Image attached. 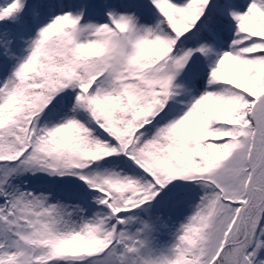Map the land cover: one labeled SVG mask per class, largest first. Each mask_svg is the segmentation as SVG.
Returning <instances> with one entry per match:
<instances>
[{
	"label": "rangeland",
	"instance_id": "1",
	"mask_svg": "<svg viewBox=\"0 0 264 264\" xmlns=\"http://www.w3.org/2000/svg\"><path fill=\"white\" fill-rule=\"evenodd\" d=\"M205 1L209 3L203 10L199 5ZM215 1L77 0L72 3L71 0H51L46 7H43L46 1L38 4L42 20L35 35L31 36L35 53L55 54L64 60L71 58L72 50L83 52V55L75 54L73 59L77 64L67 71L56 69L53 77H47L45 66H41L39 75L44 76L47 88L42 105L31 107L35 108L36 114H32L34 116L24 131L30 117H23L20 132L26 134V149L18 164H0V225L11 235L8 247L19 251L10 264H162L160 250L170 238L171 221L167 218L177 215L178 206H172L181 203L189 206L197 194H203L209 202L211 218L201 249L203 259L196 264H217L216 258L223 248L221 264H264L261 260L263 250L259 249L264 245V164L255 174V193L249 204L252 197L250 172L264 150L261 124L264 94L257 99L250 115L255 125L253 133L240 141L231 156L211 169L207 175L211 179L192 176L194 182L186 185L174 180L163 181L140 190L127 186L105 158L98 161L89 156V160L78 162L75 161L77 158L65 160L47 154L50 158L43 159L37 152L32 132L37 120L40 123L61 98L68 96L72 101L83 99L85 105L95 99L103 110L106 105L103 99L108 90L132 93L146 87L165 93L170 105L173 97L190 84L193 112L218 103L217 80L228 77V66L239 64L240 31L254 22L261 4L260 0H222L217 9ZM20 9V4L13 7L15 16ZM30 10L31 15L38 13L35 8ZM217 15L224 18L229 15L233 24L227 25ZM162 18L168 32L163 28ZM204 25L216 28L218 41H211L206 35L201 37L198 30ZM141 45H148L150 58L152 54L162 55L160 60H147L151 61L146 63L148 69L137 60L139 51L135 47ZM164 48L166 53H162ZM39 75L35 74L37 82L41 79ZM66 77L72 78V82H67L68 86ZM95 78L97 89L91 87L89 90L90 79ZM52 80L59 84L52 85ZM78 89L84 92V98ZM153 91L147 94L148 98L152 97ZM143 103L154 104L152 100ZM153 109L154 114L161 110L159 106ZM145 111L151 114L150 109ZM86 144L89 146L90 141ZM19 176L51 182L71 176L76 181L89 183L90 191H106L112 196L110 201L108 197L107 206L117 224L114 243L78 259L61 258L45 245L37 246L38 235L48 228L52 231L60 221L69 219L70 213L68 206L58 198L22 194L2 187ZM95 193L100 196L98 192L91 194L94 196ZM163 200L168 201L166 205ZM247 204L250 206L243 217L248 236L238 244L245 235L241 216ZM60 228L57 227L55 238Z\"/></svg>",
	"mask_w": 264,
	"mask_h": 264
},
{
	"label": "trees",
	"instance_id": "2",
	"mask_svg": "<svg viewBox=\"0 0 264 264\" xmlns=\"http://www.w3.org/2000/svg\"><path fill=\"white\" fill-rule=\"evenodd\" d=\"M45 1L0 0V78L3 81L0 84L1 164H18L26 149V134L20 132L23 117L35 113L32 106L42 105L47 88L44 76L39 75L41 66H45L47 77H53L56 69L67 71L77 64L73 59L74 52L69 60H64L55 54L35 53L33 45L26 41L37 24L30 9L35 8L40 13L38 4ZM222 2L215 1L217 9ZM208 3H200L199 8L205 10ZM18 4L22 9L15 16L12 10ZM260 4L264 13V0H260ZM162 20L163 28L168 32L167 23ZM198 33L201 37L205 36L203 31ZM240 37V66L234 69L232 76L229 74L227 78L217 80L220 101L217 111L206 106L203 112L180 122L177 117L182 113L184 104L174 105L155 115L151 111H154L153 107H158L157 103L150 106L143 103L151 114H147L145 109L131 111L124 103L121 92H117L116 96L114 92H109L108 96L110 100L119 97L122 108L111 101L106 102L101 110L95 99L90 105H85L80 98L74 102L65 100L55 104L41 119V130H33L37 133V152L43 159L49 157L47 154L65 160L77 158L75 161L78 162L89 160V156L105 158L120 173L127 186L140 190L156 184L155 173L164 181L174 180L181 185L194 182L191 181L192 176L200 177L211 171L216 164L231 156L240 141L254 130L248 116L254 99L244 88L250 87L253 91L264 89V15H259L253 24L242 29ZM162 51L167 52L166 48ZM141 61L144 64L151 62L146 59ZM35 74L41 77L38 82ZM233 80L238 81V87L234 86ZM70 81L72 78H65L67 86ZM55 83L59 84L52 80L51 84ZM142 90L146 95L151 93L146 87ZM80 93L84 98V92ZM137 96L140 93L137 92ZM29 121L30 118L27 124ZM51 125L53 128L47 132L46 127ZM88 140L89 147L86 144ZM179 179L182 181L179 182ZM4 186L22 194L33 193L53 200L58 198L68 206L70 218L60 221L52 231L49 228L42 231L37 237V246L45 245L61 258L78 259L112 243L116 223L107 206L106 191H90L87 184L79 181L58 184L22 176L13 178ZM92 192H98L100 196L97 193L93 196ZM167 202L163 200V205ZM174 206H178L177 216L171 217L176 220L175 236L168 240L166 249L160 251L167 257V264H195L194 259H203L201 249L211 218L210 207L202 195L189 206L183 203L172 208ZM57 227L61 228L55 238ZM5 239L11 243V235L6 234L0 225L1 246L5 245ZM259 249L264 255V247ZM18 252L11 246L0 251V264H10ZM261 260L264 262V256Z\"/></svg>",
	"mask_w": 264,
	"mask_h": 264
},
{
	"label": "water",
	"instance_id": "3",
	"mask_svg": "<svg viewBox=\"0 0 264 264\" xmlns=\"http://www.w3.org/2000/svg\"><path fill=\"white\" fill-rule=\"evenodd\" d=\"M262 123H263V125H264V117L262 118ZM263 161H264V153H263V156H262V158H261V160H260V163H259V165L257 166V168L251 173V186H252V189H253V176H254V173L256 172V170L260 167V165L263 163Z\"/></svg>",
	"mask_w": 264,
	"mask_h": 264
}]
</instances>
